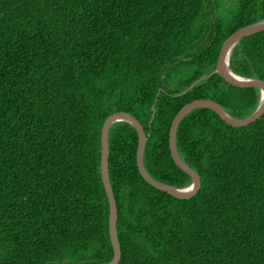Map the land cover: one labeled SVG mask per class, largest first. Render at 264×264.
Masks as SVG:
<instances>
[{
  "label": "trees",
  "instance_id": "trees-1",
  "mask_svg": "<svg viewBox=\"0 0 264 264\" xmlns=\"http://www.w3.org/2000/svg\"><path fill=\"white\" fill-rule=\"evenodd\" d=\"M262 20L264 0H0V264L110 263L105 121L133 115L148 173L189 187L172 122L200 99L236 119L256 111L259 88L212 73L223 43ZM230 68L264 81V32ZM138 146L133 125L111 126L119 264H264V114L245 127L206 108L182 120L177 149L201 178L189 199L144 180Z\"/></svg>",
  "mask_w": 264,
  "mask_h": 264
},
{
  "label": "water",
  "instance_id": "water-1",
  "mask_svg": "<svg viewBox=\"0 0 264 264\" xmlns=\"http://www.w3.org/2000/svg\"><path fill=\"white\" fill-rule=\"evenodd\" d=\"M264 32V20L244 27L233 33L222 45L217 69L212 74L222 76L230 85L239 88L257 87L261 92V99L256 111L244 119H236L230 116L226 110L217 102L209 99H200L184 106L174 118L170 130V150L175 164L192 178V184L186 188H176L166 183L154 179L147 171L144 163V152L147 143V134L143 125L131 114L127 112H116L110 115L104 123L101 135L102 152H101V177L104 188L110 204L109 232L111 243L114 250V258L108 264H119L122 257V251L118 239V207L112 190L109 171V131L112 125L117 122H128L133 125L139 135V146L137 151V164L139 171L144 180L154 188L166 192L179 199H189L194 197L201 188L200 175L189 167L180 157L177 149V132L182 120L193 110L206 108L213 110L228 125L233 127H245L258 119L264 114V81L260 79H249L236 75L230 68V58L234 48L245 37H249Z\"/></svg>",
  "mask_w": 264,
  "mask_h": 264
}]
</instances>
